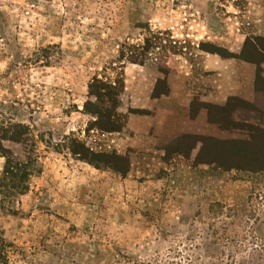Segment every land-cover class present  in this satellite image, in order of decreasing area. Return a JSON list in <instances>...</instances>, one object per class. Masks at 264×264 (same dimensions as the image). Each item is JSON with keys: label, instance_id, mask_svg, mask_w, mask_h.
<instances>
[{"label": "rangeland", "instance_id": "374dc122", "mask_svg": "<svg viewBox=\"0 0 264 264\" xmlns=\"http://www.w3.org/2000/svg\"><path fill=\"white\" fill-rule=\"evenodd\" d=\"M152 37L167 48L132 63ZM258 38L264 0H0V127H24L2 147L35 143L41 170L0 205L9 264H264V172L199 142L264 132ZM95 76L123 81L120 132L84 110ZM231 97L255 110L210 122Z\"/></svg>", "mask_w": 264, "mask_h": 264}, {"label": "trees", "instance_id": "16d2710c", "mask_svg": "<svg viewBox=\"0 0 264 264\" xmlns=\"http://www.w3.org/2000/svg\"><path fill=\"white\" fill-rule=\"evenodd\" d=\"M152 39L153 41L147 40L143 50L144 53L140 55L142 59L139 61L140 56H137L131 60L132 63L143 64L145 54L156 48H160L161 50L167 48L163 45V41L160 38L152 37ZM255 45L257 47L256 57L264 63V38H258ZM260 63L257 64L260 66L262 64ZM123 90V81L121 79H116L114 82L108 80L104 82L103 80H99L97 76L92 79L88 87V94L95 99V102H86L84 110L88 114L96 117L93 125L98 130L110 133L120 132L122 130L121 118L123 117L117 113V109L119 97L123 93ZM160 95L156 87L152 96L158 98ZM207 108L215 111L211 114L209 112V121L217 123L223 128L233 123V111L248 110L249 112H253L255 110L254 106L236 97L229 98L224 106L208 105ZM13 127L22 128L23 126L8 123L6 126L2 125L0 127V157L4 158V166L0 174V205L2 206H5L6 203L12 204L18 198L27 194L30 189L32 177L41 172L39 160L36 155L35 143L30 146V151L25 161L16 160L11 152L2 147L3 141L14 143H20L22 141L21 136H23V133H12L11 129ZM251 129L253 130L251 140L216 141L209 138H201L199 139L202 145L200 153L204 151L211 152L214 150L215 145H217V149L220 151L219 157L226 161L230 160V163H226L225 165L220 164V168H224L225 170L235 169L253 174L262 173L264 172V132L261 129H254L253 127ZM75 145L81 146L82 149L79 151L71 149V152L75 156H80L81 160L98 165L99 161L96 158L108 159V156L105 155L94 156V154L87 151L79 143ZM11 248L12 244L7 242L3 234L0 233V264H9Z\"/></svg>", "mask_w": 264, "mask_h": 264}]
</instances>
